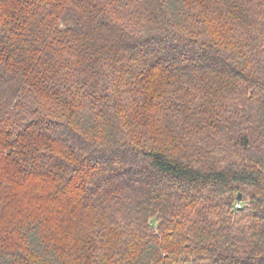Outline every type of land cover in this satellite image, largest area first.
Masks as SVG:
<instances>
[{
	"label": "trees",
	"instance_id": "16d2710c",
	"mask_svg": "<svg viewBox=\"0 0 264 264\" xmlns=\"http://www.w3.org/2000/svg\"><path fill=\"white\" fill-rule=\"evenodd\" d=\"M175 263L264 264V0H0V264Z\"/></svg>",
	"mask_w": 264,
	"mask_h": 264
},
{
	"label": "built area",
	"instance_id": "2783aa9c",
	"mask_svg": "<svg viewBox=\"0 0 264 264\" xmlns=\"http://www.w3.org/2000/svg\"><path fill=\"white\" fill-rule=\"evenodd\" d=\"M175 264H189V263H175Z\"/></svg>",
	"mask_w": 264,
	"mask_h": 264
},
{
	"label": "water",
	"instance_id": "95a60500",
	"mask_svg": "<svg viewBox=\"0 0 264 264\" xmlns=\"http://www.w3.org/2000/svg\"><path fill=\"white\" fill-rule=\"evenodd\" d=\"M241 197V195L240 194H238V198H240Z\"/></svg>",
	"mask_w": 264,
	"mask_h": 264
}]
</instances>
